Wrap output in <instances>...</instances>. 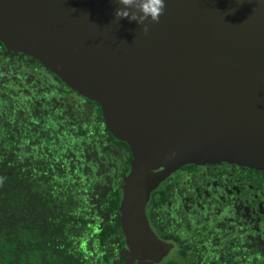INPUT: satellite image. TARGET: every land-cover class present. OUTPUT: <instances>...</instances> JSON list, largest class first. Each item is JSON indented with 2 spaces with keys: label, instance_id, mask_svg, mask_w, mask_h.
I'll list each match as a JSON object with an SVG mask.
<instances>
[{
  "label": "water",
  "instance_id": "water-1",
  "mask_svg": "<svg viewBox=\"0 0 264 264\" xmlns=\"http://www.w3.org/2000/svg\"><path fill=\"white\" fill-rule=\"evenodd\" d=\"M114 0H0V43L97 103L132 154L119 209L127 250L160 264L151 195L180 168L264 172V0H165L147 34ZM174 153V155H173Z\"/></svg>",
  "mask_w": 264,
  "mask_h": 264
},
{
  "label": "trees",
  "instance_id": "trees-1",
  "mask_svg": "<svg viewBox=\"0 0 264 264\" xmlns=\"http://www.w3.org/2000/svg\"><path fill=\"white\" fill-rule=\"evenodd\" d=\"M131 160L97 103L0 43V264H115ZM146 215L160 264H264V172L182 167Z\"/></svg>",
  "mask_w": 264,
  "mask_h": 264
},
{
  "label": "clouds",
  "instance_id": "clouds-1",
  "mask_svg": "<svg viewBox=\"0 0 264 264\" xmlns=\"http://www.w3.org/2000/svg\"><path fill=\"white\" fill-rule=\"evenodd\" d=\"M118 5L113 11V20L127 19L135 22L147 34L153 23H158L165 9V0H114ZM174 155V153H173Z\"/></svg>",
  "mask_w": 264,
  "mask_h": 264
},
{
  "label": "flooded vegetation",
  "instance_id": "flooded-vegetation-1",
  "mask_svg": "<svg viewBox=\"0 0 264 264\" xmlns=\"http://www.w3.org/2000/svg\"><path fill=\"white\" fill-rule=\"evenodd\" d=\"M131 152V151H130ZM132 156V154H131ZM132 161V160H131ZM131 163V162H130ZM131 165V164H130ZM228 165V164H227ZM218 166V165H217ZM130 169H131V166H130ZM120 222H121V219H120ZM125 238V237H124ZM168 243V242H167ZM171 245H173L172 243H169ZM174 248V246H173ZM172 248V249H173ZM127 250V248H126ZM128 252L129 254H131L128 250L126 251ZM123 251V253H121V255L118 257V259H116L114 261L115 264H141L139 260H135L134 259V256H131L129 257L128 254ZM145 264H148V263H145Z\"/></svg>",
  "mask_w": 264,
  "mask_h": 264
}]
</instances>
